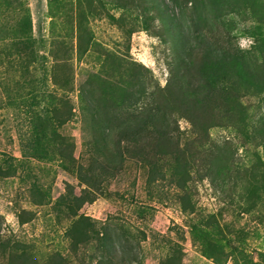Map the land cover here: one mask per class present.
Wrapping results in <instances>:
<instances>
[{"label":"rangeland","instance_id":"obj_1","mask_svg":"<svg viewBox=\"0 0 264 264\" xmlns=\"http://www.w3.org/2000/svg\"><path fill=\"white\" fill-rule=\"evenodd\" d=\"M212 31L264 80V0H0V264H264V86L202 137L178 118L181 167L112 158L105 114L128 108L132 68L164 87ZM57 131L120 166L97 164L81 208Z\"/></svg>","mask_w":264,"mask_h":264},{"label":"trees","instance_id":"obj_2","mask_svg":"<svg viewBox=\"0 0 264 264\" xmlns=\"http://www.w3.org/2000/svg\"><path fill=\"white\" fill-rule=\"evenodd\" d=\"M220 40L212 31V44L208 42L203 46L197 42L181 58L180 71L183 69V74L177 75L172 70L164 87L146 81L144 72L148 70L144 66L136 64L132 68L131 75L137 88L127 96L128 108L120 112L114 110V115H111V111L105 114V121L112 124L109 125L114 139L112 158L121 164L128 159H135L149 166H155L159 159L169 158L181 167L188 160L184 156L187 144H182L178 118H186L191 123V136L195 138L204 136V131L211 128L210 118H206L210 113L212 127L220 121L237 120L235 107L240 105L242 99L239 86L247 84L258 90L264 86V80L256 65L246 62L242 56L226 48L225 44H220ZM81 95L87 106L89 102L85 91ZM55 138V157L65 170L76 172L83 186L79 191L68 186L63 199L77 202L79 208L92 203L95 197L91 196V191L96 189L95 183L98 182L95 176L97 164L101 163L98 167L104 171H115L120 167L119 163L115 164L107 158L101 162L90 158L78 161L74 137L57 131ZM7 241L0 239L2 251L6 250L4 242Z\"/></svg>","mask_w":264,"mask_h":264}]
</instances>
